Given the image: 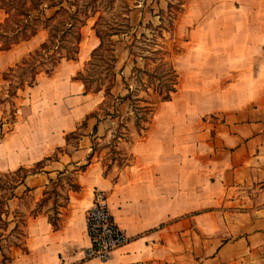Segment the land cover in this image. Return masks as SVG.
Segmentation results:
<instances>
[{
    "label": "crops",
    "instance_id": "crops-1",
    "mask_svg": "<svg viewBox=\"0 0 264 264\" xmlns=\"http://www.w3.org/2000/svg\"><path fill=\"white\" fill-rule=\"evenodd\" d=\"M204 3L210 4L208 11L194 20L203 23L189 28L194 41L204 22L212 20L215 36L251 38L245 46L224 45L225 52L259 54L263 67L264 0ZM221 4L232 12L215 14ZM191 5L186 0L188 10ZM46 35L40 30L0 49V72ZM99 42L95 28L86 34L84 27L78 58L62 59L52 74L40 72L35 84L20 89L14 117L8 114V101L0 102V176L41 163L13 194L12 188L0 187L7 208L0 239L2 230L13 232L23 217L24 240L14 246L11 264H264V75L245 78L253 86L250 93H189L187 100L195 104L171 112L166 136L158 133L157 106L167 100L158 101L142 134L132 117L129 139L117 142L128 163L106 173L103 156L92 155L93 144L110 138L122 117L88 116L104 93L86 92L83 81L74 77ZM128 64L123 61L120 74L129 75ZM191 81L194 87L199 79ZM7 87L8 81L0 96L7 95ZM74 130L80 136L68 140L67 133ZM90 155L87 167L73 174L80 187L65 180L58 184L57 198L43 202L53 180L88 162ZM96 189L106 191L114 220L130 236L106 260L85 258L91 244L87 215ZM52 211L59 214L57 228Z\"/></svg>",
    "mask_w": 264,
    "mask_h": 264
},
{
    "label": "trees",
    "instance_id": "trees-1",
    "mask_svg": "<svg viewBox=\"0 0 264 264\" xmlns=\"http://www.w3.org/2000/svg\"><path fill=\"white\" fill-rule=\"evenodd\" d=\"M97 4L98 0H0V49H9L23 40L30 39L41 29H47V36L38 46L23 55L15 65L3 71L4 79L8 80V87L7 95L0 96V102H11L13 117L15 98L19 95L20 89L35 84L40 72L52 74L62 59L78 58L87 19L100 11ZM182 4L181 0L169 3L168 9L172 17L169 24L158 25L152 21L147 22L145 26L151 29L150 32L143 30L138 33L133 30L136 26L130 22V3L126 11L122 12V18L109 20L100 13L95 22L94 27L100 42L93 48L90 58L74 77L83 81L86 92L103 91L104 99L99 103L103 116L122 117L114 130L112 140L116 141V148L113 152L119 153L118 140L129 139L127 133L129 119L133 117L140 133H144L158 101L171 99L178 90L180 73L173 61L172 51L159 37L164 39L163 29L174 32V21L182 10ZM142 24L143 21H140L139 25ZM115 35H129L131 38L126 44L132 61L131 72L128 76L123 75L125 91L119 93L114 92L118 73L122 71L117 68L118 40ZM132 78H137L138 84L133 85L130 81ZM124 102L128 103L126 114L120 109ZM89 115L99 117V112L95 110ZM85 123L86 120L83 121V124ZM66 136L68 140L71 137L78 138L80 132L74 130L68 132ZM96 152V141H94L92 155ZM123 154V160L119 163L121 166L128 163L127 155ZM92 155L89 156L88 162L69 171L72 174L70 181L72 188L80 187L73 181V174L84 170L91 161ZM40 164L38 162L31 168L21 165L16 170L5 173V176L12 177L10 186L6 188H12L13 194L16 185L23 182L29 173L36 171ZM58 180H53L50 188L46 190L47 195L43 198V202L49 198L52 190L58 191ZM0 187L4 188L2 184ZM0 204V219H2V213L7 208L5 198L1 196ZM54 213L50 214V219L57 228L60 225L59 214L58 211Z\"/></svg>",
    "mask_w": 264,
    "mask_h": 264
},
{
    "label": "rangeland",
    "instance_id": "rangeland-1",
    "mask_svg": "<svg viewBox=\"0 0 264 264\" xmlns=\"http://www.w3.org/2000/svg\"><path fill=\"white\" fill-rule=\"evenodd\" d=\"M177 1L178 0H111L110 2V0H98L97 7L100 9V11L87 19L85 33L89 34L91 29L95 28L94 25L100 13H102L104 17L109 20L122 18V12L126 11L127 5L129 3L131 7V11L129 13L130 22L136 26V28L133 30H136L138 33L143 30L150 32L151 29L145 26V24L149 21H152L154 24L158 25H166L170 23L172 17L170 16L168 5L170 2ZM181 1H183L182 10L178 14V19L174 21L176 31L171 32L163 29L164 39L159 37L160 40L165 42L170 51H172L173 61L180 73L179 90L173 96V100L161 101L157 106L158 133L161 136H166L171 132L170 120L172 118L170 117V114L174 109H187L188 104H191L192 106L195 104V101L192 100L189 102V100H187L189 93H196L198 96L203 93L208 96L234 94L237 92L243 94L250 93L253 86L251 83H248V85L245 84L247 83L245 78L264 75V66L262 67L260 65V59L257 58L259 54L247 53L245 51L242 53L224 51V45L226 44L231 45V48L233 49L238 46L240 42L244 44V46L246 44H250L251 38H221L215 36V31L213 32V21L208 20L204 22L203 28L199 32L200 34L197 35V38L194 41L189 28L194 23H203L201 21H194L196 20L195 17H202V11H204L206 8L208 11L210 5L208 3L211 0H191L193 6L191 5L189 10L186 8V0ZM205 1H207L208 5H205ZM212 1L219 3L221 1L228 2L229 0ZM221 5L222 8L220 9V6L219 10L215 11V14H218L219 11L232 12L231 10H228L226 5ZM140 21H143L142 25H139ZM41 30H45L47 32V29L45 28ZM160 30H162V28ZM114 37L118 40L117 53L119 62L117 67L121 70L123 67V61L126 63L129 62V66L125 69V73L126 75L130 74L129 72L132 67V61L131 58L127 59V52L125 51L127 41L130 37L129 35H115ZM91 51L88 59L91 56ZM122 75L123 74L120 73L118 75L119 79L117 85L114 87L115 93L125 91ZM193 76L199 79V82L196 83V86L194 87L191 86V78ZM2 78L3 71L0 72V91L4 90L3 88H5L8 81ZM130 81L133 82V85L138 84L137 78H132ZM2 95L6 96L4 93ZM6 104L8 108V114H10L13 105L9 101ZM122 108L125 111L128 110V103L126 102ZM96 110H98L100 114L103 113V110L99 108V105ZM113 136L114 135H111L110 138L105 140H96L97 153L103 156L105 167L108 169V172H115L120 167H122L119 163L122 162V157L124 156L122 149H119V153L113 152V150L116 148V141L112 140ZM11 178L12 177L10 175H1L0 184H2L4 187H9ZM65 180L69 182L72 180V174L70 172L60 177L58 182L64 185ZM57 188L58 191L55 192V190H52L50 193V197L53 200L54 197L57 196V192H61L58 186ZM7 191H9V188ZM53 214L55 213L52 211V215ZM22 219L23 217H19V226L13 232L6 233L5 230L1 231V233L4 235L0 239V249L2 251L0 253V264H11V253L14 249V246L19 244L21 245L23 243L24 228ZM6 224L7 220H5L2 216V219H0V227H6Z\"/></svg>",
    "mask_w": 264,
    "mask_h": 264
},
{
    "label": "built area",
    "instance_id": "built-area-1",
    "mask_svg": "<svg viewBox=\"0 0 264 264\" xmlns=\"http://www.w3.org/2000/svg\"><path fill=\"white\" fill-rule=\"evenodd\" d=\"M87 220L91 244L85 249V258L97 257L106 260L130 238L127 231L114 220L107 193L103 189H96Z\"/></svg>",
    "mask_w": 264,
    "mask_h": 264
}]
</instances>
